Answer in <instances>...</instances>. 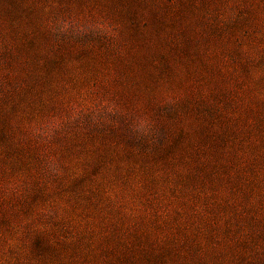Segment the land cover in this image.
Wrapping results in <instances>:
<instances>
[{
	"label": "rangeland",
	"instance_id": "rangeland-1",
	"mask_svg": "<svg viewBox=\"0 0 264 264\" xmlns=\"http://www.w3.org/2000/svg\"><path fill=\"white\" fill-rule=\"evenodd\" d=\"M0 264H264V0H0Z\"/></svg>",
	"mask_w": 264,
	"mask_h": 264
}]
</instances>
